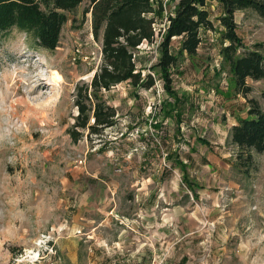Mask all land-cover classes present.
Listing matches in <instances>:
<instances>
[{
	"label": "rangeland",
	"instance_id": "obj_1",
	"mask_svg": "<svg viewBox=\"0 0 264 264\" xmlns=\"http://www.w3.org/2000/svg\"><path fill=\"white\" fill-rule=\"evenodd\" d=\"M162 1L167 15L176 0ZM85 9L80 5L68 15L53 51L33 47L16 29L0 32V264H107L104 248L98 259L90 255V221L107 207H125L122 198L133 196L140 183L161 211L180 206L188 213L194 256L188 264H264V153H252L253 166L244 167L236 148L223 140L247 114V100L264 111V80L248 79L246 96L235 91L220 55L216 8L210 12L214 31L202 30L196 55L180 57L171 70L173 88L188 98L181 121L164 116L178 107L160 81L148 91L122 83L99 95L115 110V125L74 141V90L91 81L101 57ZM164 24L159 18L157 29ZM237 30L245 45L264 51V20L257 14L242 12ZM160 40L156 36L136 52L143 74L156 61ZM178 43L172 40L173 53ZM173 154L186 161L194 190L172 166ZM223 155L229 159L225 169L216 164ZM214 175L216 183L207 185ZM164 189L177 193L169 198ZM35 249L43 251L41 259L30 263L24 252ZM74 251L75 262L69 256Z\"/></svg>",
	"mask_w": 264,
	"mask_h": 264
},
{
	"label": "trees",
	"instance_id": "obj_2",
	"mask_svg": "<svg viewBox=\"0 0 264 264\" xmlns=\"http://www.w3.org/2000/svg\"><path fill=\"white\" fill-rule=\"evenodd\" d=\"M208 2L221 8L217 18L222 28L220 55L229 68L235 91L246 96L251 92L248 79L264 80V51L262 45L246 46L242 42L234 16L238 11H253L264 20V0H176L167 15L162 0H0V32L16 29L27 35L33 47L53 51L68 15L86 5L84 14H90L92 37L100 45L101 57L91 81L74 90L77 115L71 128L74 141L84 135L91 139L115 125V110L99 95L119 84L148 91L160 81L179 109L182 102L172 86L171 70L180 57L196 55L201 30L214 31ZM159 18L165 24L158 30ZM156 36L161 38L158 57L143 74L136 52L143 43L153 44ZM172 40L179 42L176 53L172 52ZM247 103V116L238 119L228 134L230 144L237 150L236 160L244 167L253 166L252 153H264V111L254 99Z\"/></svg>",
	"mask_w": 264,
	"mask_h": 264
},
{
	"label": "crops",
	"instance_id": "obj_3",
	"mask_svg": "<svg viewBox=\"0 0 264 264\" xmlns=\"http://www.w3.org/2000/svg\"><path fill=\"white\" fill-rule=\"evenodd\" d=\"M214 8H216L218 14H212V17L217 19L222 13L220 6L215 2H208L207 9L209 13ZM242 12L244 11L235 13L234 20L236 25H238L242 18ZM236 33L239 37L238 30ZM176 93L177 97L182 102L180 106L182 109L179 107V111H172L174 115H171L168 111H160V109L159 113L165 112L164 116L174 118L177 123L182 120V116L185 113L183 109L188 108V98L184 93L180 94L177 91ZM177 113H180L178 119ZM246 116L247 114L241 116V118H245ZM236 123L237 122L232 124V126L236 125ZM227 134H229V132L226 131L225 135H223L224 141L228 138ZM198 140L202 145H208L206 141L200 138ZM173 156L175 157L176 155L173 154ZM227 157V155H223L222 158H224V160L216 163L217 166L224 169L227 168V164L229 163ZM186 164V161L176 156L172 166L178 168L182 173V183L190 190H194L190 184L192 181L186 171L188 167ZM216 179L215 175L212 176L210 183L207 185L215 184ZM142 181L144 182V180ZM161 191L163 193L166 192L169 198L171 193H177L176 189H173V191H165V189ZM145 195L144 183L137 184L133 196L128 194L126 198H122L126 204L125 207L116 208L110 206L97 213L96 217L90 221L91 223L88 228V240L95 246V252L90 253L91 256L98 259V254L101 253L100 248H104L106 254L105 262H107V264H138L142 262L171 264L172 262L180 263L181 261L188 264V259L194 257L193 254H190L192 251L190 247H192V245L188 244V213L180 206L179 208H174L172 211L169 209L161 211L157 200H154L152 195L149 198H145ZM157 199H159V196H157ZM179 225H184V229H181ZM178 227H180L181 230L179 238H177ZM215 246L216 242L212 245L213 250L210 251L212 258L216 257L217 251L215 248L217 247ZM69 256H71V261L75 262L77 260L76 251ZM195 257H198V255ZM217 258L220 260L219 255Z\"/></svg>",
	"mask_w": 264,
	"mask_h": 264
},
{
	"label": "built area",
	"instance_id": "obj_4",
	"mask_svg": "<svg viewBox=\"0 0 264 264\" xmlns=\"http://www.w3.org/2000/svg\"><path fill=\"white\" fill-rule=\"evenodd\" d=\"M48 241H45L44 243V247L42 249L47 250V245ZM51 250V249H50ZM43 253V251L39 250V249H35V252L33 250L30 251H25L24 252V259H26L28 262L32 263L37 261L38 259H41V254Z\"/></svg>",
	"mask_w": 264,
	"mask_h": 264
}]
</instances>
